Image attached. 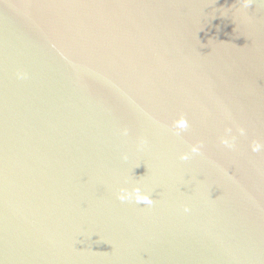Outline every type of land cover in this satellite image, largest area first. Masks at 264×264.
Returning a JSON list of instances; mask_svg holds the SVG:
<instances>
[{
    "label": "water",
    "instance_id": "water-1",
    "mask_svg": "<svg viewBox=\"0 0 264 264\" xmlns=\"http://www.w3.org/2000/svg\"><path fill=\"white\" fill-rule=\"evenodd\" d=\"M0 264H264V0H0Z\"/></svg>",
    "mask_w": 264,
    "mask_h": 264
}]
</instances>
